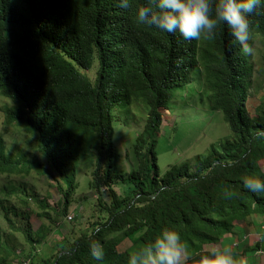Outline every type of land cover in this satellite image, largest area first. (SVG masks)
Returning a JSON list of instances; mask_svg holds the SVG:
<instances>
[{
    "label": "trees",
    "instance_id": "obj_1",
    "mask_svg": "<svg viewBox=\"0 0 264 264\" xmlns=\"http://www.w3.org/2000/svg\"><path fill=\"white\" fill-rule=\"evenodd\" d=\"M145 3L132 0L122 9L118 0H0V93L13 101L6 120L34 135L48 163L46 169L12 156L0 132V175L32 169L49 174L62 194L58 207L67 212L79 185L80 160L95 150L92 186L105 185L111 193L104 204L107 217L73 239L64 237L44 264H127L129 253L164 227L178 231L187 250L194 251L186 264H200L209 251L204 245L241 230L253 215L264 216V194L243 186L246 176L264 180V100L257 114L251 112L253 54H241L226 25L212 41H189L178 31L138 25L136 9ZM249 21L250 45L256 38L263 44L264 72V0ZM96 63L93 80L86 71ZM196 71L232 136L209 156L197 157L193 166L174 164L161 173L156 143L163 110L172 109L175 94L196 79ZM134 100L145 103L148 118L137 136L142 162L125 174L114 140L113 109L132 106ZM118 180L131 181L130 195L121 197L113 188ZM4 189L13 193L9 186ZM225 189L235 195L225 198ZM0 207L17 228L3 198ZM22 231L31 240V229ZM92 242L102 244L103 261L92 257ZM4 253L9 250L0 243Z\"/></svg>",
    "mask_w": 264,
    "mask_h": 264
},
{
    "label": "rangeland",
    "instance_id": "obj_2",
    "mask_svg": "<svg viewBox=\"0 0 264 264\" xmlns=\"http://www.w3.org/2000/svg\"><path fill=\"white\" fill-rule=\"evenodd\" d=\"M252 48L254 78L251 112L257 114L264 100L261 40L256 38ZM97 67L96 63L86 71L93 80ZM194 75L196 79L175 94L172 109L163 110V123L156 143L161 173L174 164L193 166L197 157L209 156L213 148H221L232 136L222 113L212 106L201 71H196ZM141 101L134 100L132 106L122 104L113 109L114 126L122 129L115 133L114 140L121 152L119 167L125 174L139 168L142 162L136 154V144L137 136L147 122L148 108ZM11 107L12 99L0 93V132L6 141L7 152L23 160L42 163L47 169V160L40 152L34 135L16 122H7V112ZM96 157V151L91 150L80 160L79 185L67 212L58 207L62 203V194L49 174L32 169L29 174L0 175V198L11 207V216L17 226L13 228L8 223L0 207V243L9 250V253L0 254V264H44V259L59 250L57 243L64 237L73 239L81 230L91 228L92 224L107 217L104 204L110 203L111 193L105 185L100 190L92 186ZM261 163L264 167V161ZM144 167L147 171L152 170L151 163ZM6 186L13 189L12 194H7ZM132 186L130 180H118L113 188L125 197L131 194ZM263 221L264 216L253 215L242 223L241 230L236 229L223 241L206 244L203 249L235 247L233 252L238 260L245 264H264ZM24 226L31 229V240L23 233ZM127 245L128 242H125L122 247ZM188 253L192 257L194 251L188 250Z\"/></svg>",
    "mask_w": 264,
    "mask_h": 264
},
{
    "label": "clouds",
    "instance_id": "obj_3",
    "mask_svg": "<svg viewBox=\"0 0 264 264\" xmlns=\"http://www.w3.org/2000/svg\"><path fill=\"white\" fill-rule=\"evenodd\" d=\"M132 0H118L122 9L131 7ZM261 0H146L136 9L138 25L155 27L167 33L177 31L185 40L212 41L222 25H226L242 55H252L249 17L258 14ZM122 129L114 127L115 134ZM243 186L257 195L264 194V180L244 177ZM234 192L225 189L231 199ZM92 257L103 261L105 250L100 242L90 244ZM192 257L180 233L164 227L151 241L132 250L127 264H186ZM200 264H245L238 260L230 246L213 247L200 257Z\"/></svg>",
    "mask_w": 264,
    "mask_h": 264
},
{
    "label": "built area",
    "instance_id": "obj_4",
    "mask_svg": "<svg viewBox=\"0 0 264 264\" xmlns=\"http://www.w3.org/2000/svg\"><path fill=\"white\" fill-rule=\"evenodd\" d=\"M71 217V216H70ZM262 228L264 229V221H263V223H262Z\"/></svg>",
    "mask_w": 264,
    "mask_h": 264
}]
</instances>
